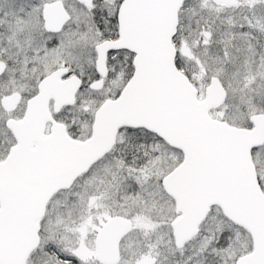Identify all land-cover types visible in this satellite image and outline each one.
I'll return each mask as SVG.
<instances>
[{"label":"snow or ice","instance_id":"obj_1","mask_svg":"<svg viewBox=\"0 0 264 264\" xmlns=\"http://www.w3.org/2000/svg\"><path fill=\"white\" fill-rule=\"evenodd\" d=\"M0 264H264V0H0Z\"/></svg>","mask_w":264,"mask_h":264}]
</instances>
